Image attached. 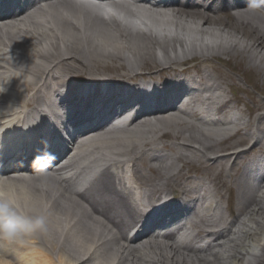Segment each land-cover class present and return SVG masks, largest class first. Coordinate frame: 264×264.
<instances>
[{
	"label": "bare ground",
	"instance_id": "bare-ground-1",
	"mask_svg": "<svg viewBox=\"0 0 264 264\" xmlns=\"http://www.w3.org/2000/svg\"><path fill=\"white\" fill-rule=\"evenodd\" d=\"M182 1L170 14L151 9L152 19L148 22L139 14L134 19L135 10H128L127 7L130 3H116V8L127 15L126 18L113 16L115 35L110 29L105 30L102 23L99 24L100 8L98 10L94 6L97 10L94 14H82V10H76L69 0L52 1L51 10L40 6L38 19L31 15L13 19L14 24L19 26L17 28L11 25L0 28V53L4 48L11 49L13 54L22 49L25 51V56L20 59L10 57L9 53H5L8 56H0V105L9 108L0 107V123L5 116L15 114L12 125L20 123L28 107L34 104L25 94L30 90L38 100L59 93L62 99L69 95L73 99L61 103H68L69 106L83 94L85 98L90 92L97 95L103 93L100 88L87 93L77 91L82 86L73 87V81L80 76L89 77V87H94L99 81L108 84V91H113L111 85L119 79L136 82L147 67H154L161 68L148 77L155 84L163 81L164 87H170L173 82L177 84L175 88H188L192 92L183 105L184 110L170 105L166 114L160 113L153 120L144 118L140 121L137 118L126 130L98 131L90 147L81 140H75L72 149L62 154V165L50 176L40 175L33 180L5 177L7 181L0 187V194L10 200L21 201L23 205L15 203L21 212L30 207L35 213L40 210L39 213L46 214L49 230L36 240L47 248L40 254H25L29 249L22 244L0 240V264H41L43 261L46 264H256L255 260L257 264H264L258 256L264 246V194H260L264 192V182L250 191L253 182L249 178L259 172L258 159L261 156L253 157L252 167L240 171L238 166L244 153L220 155L223 153L220 146L224 143L216 140L218 131L215 124L221 122L219 126H228V131L234 128L231 127L233 124L242 125L240 129L235 128L237 132L228 138L229 141L244 129L248 130L239 141L230 145L229 150L254 137L256 131L251 132L249 122L234 123V101L221 92L215 99L200 95L201 91L217 92L223 87L218 83L220 79L215 75L216 68L211 62L225 60L226 56L243 57L250 69L261 71L264 85V14L251 9L258 4V0L234 2L232 21L229 17L219 16L227 10L225 4L211 9L220 0ZM245 1L248 3L243 4ZM208 4L211 6L207 9ZM140 9L143 8L138 5V13H141ZM162 19L165 21L161 22ZM183 30L190 34L186 36ZM44 43L51 49L57 48L60 66H57L59 62H44L40 66V63L27 60V55L34 58L44 54L40 50H46L42 47ZM28 45L38 53L28 51ZM62 46L64 50H61ZM194 61L196 63L192 68L183 70L184 64ZM21 62L29 67L18 65ZM13 67H22L26 71L8 70ZM33 72L39 77L34 78ZM165 72H168L166 76ZM11 76H14L13 80H19L18 93L11 94L7 85ZM183 77L186 78L181 79ZM62 89L66 91L62 92ZM17 96L20 97L18 108L15 102L11 103ZM258 109H264V105ZM263 121L264 117L260 120L261 131H264ZM3 128H0V135ZM165 138L170 142H163ZM157 143L173 154L162 156L156 153ZM190 147L199 152L198 161L196 152L187 149ZM251 149V153L262 151L264 140ZM231 160L235 165L232 174L228 169ZM210 161L213 163L209 165ZM198 162L209 173L207 179L214 183L213 191L204 183V176L195 180L188 178L187 167H198L195 165ZM103 163L108 168L99 177L97 197L104 206L96 203L93 213L81 212V207L73 199L72 186L81 182V177L91 170L92 165ZM236 172L241 173V177L237 184L232 183L230 189L236 196L233 204L237 207L230 210V199L227 208L220 201V192L224 190L229 194L230 190L222 177L232 180ZM182 179H186V184H182ZM178 185L182 188L180 196L190 198L194 206L190 220L194 232L181 239L173 233L160 237L148 232L146 236L129 243L127 236L120 235L123 231L114 234L109 225L99 219L110 218L118 227L121 226V219L126 217L133 223L137 219L139 224L148 215L153 203L168 197V191L175 193ZM212 193L220 199L209 203ZM47 205L50 209L48 213H43L42 208ZM225 209L233 216L231 220L224 214ZM28 215L35 214L28 212ZM223 226V230L212 232ZM178 228L182 230L184 226ZM22 237L35 239L28 233L22 234ZM206 239L208 242L201 249L195 247Z\"/></svg>",
	"mask_w": 264,
	"mask_h": 264
},
{
	"label": "rangeland",
	"instance_id": "rangeland-1",
	"mask_svg": "<svg viewBox=\"0 0 264 264\" xmlns=\"http://www.w3.org/2000/svg\"><path fill=\"white\" fill-rule=\"evenodd\" d=\"M98 18H99L98 19L99 24H101L102 23V17L100 16ZM228 19L232 21V18H228ZM169 27H171V26H169ZM169 27H165V28H169ZM176 28H177V26H176ZM166 30H168V29H166ZM176 30L179 31L178 29H175V31ZM184 30H185V28H184ZM184 30H183V33H185L186 36H188L190 33H187V31L184 32ZM197 35L199 36V34H197ZM199 37H202V36H199ZM162 60H163V58H162ZM211 64H213L214 67L216 68L215 75H217V77L220 79L218 81V83H221L223 87L220 89V91L218 90L217 92H211L210 91L207 94V96L215 99L216 95L221 92L224 96L227 97V99L229 98L230 100H232V102L234 101L233 106H232L233 107L234 123H240L242 121V123L246 124L247 122H249L248 126H250V128H254L253 125L256 122V120H258L260 122L261 119H259V118L264 117V109H261V110L258 109L259 106H261L262 104L264 105V85L262 84V79H261L262 73H261V71H256V70L250 69L247 66V63L245 62L243 57H241V56L237 57V58H230V57L226 56L225 60L215 59V61H212ZM135 66L137 67L138 65L135 64ZM121 71L122 70H120V72ZM263 123H264V121H263ZM219 124H221V122H219ZM259 125H260V123H259ZM241 126H242L241 124H233L231 127H234V128L231 129L230 131L224 130L222 126L215 128L218 131V133L216 135V140H220L221 142L224 143V145H222L223 149L228 150L229 145L231 143H234V142L240 140L242 135L246 132L245 130H243L241 132V134H239L238 136L232 138V141H230V143H227L229 141L228 138L237 132V131H235V128L240 129ZM224 127H228V126H224ZM258 130H259V128H258ZM227 132L230 133L229 136L226 135ZM259 133L264 135V131L260 130ZM242 143L248 146L251 143V140H247L246 143H244V141H243ZM239 149L240 148H238L236 150L240 151ZM229 153H230V151H227V152L222 153V154L227 155ZM229 169H231V167ZM201 171H203V170H201ZM203 174H205V173H203ZM193 177H196V176L193 175ZM226 183L228 186H229V184H231L230 181H226ZM228 193H229V195H231L230 196V204H231L230 210H232V208L234 207V204H233L234 195H233L232 191H228ZM260 194L263 196L264 192H260ZM227 197L222 200L225 207L228 206ZM215 200H216V197L211 198L210 202L215 201ZM225 213L228 214L227 211ZM31 235H33L35 237V239H22L20 237L16 239L17 241H21L22 243H24V245H28V246L33 247V250L25 251V254H30V252H35V251H37L38 254H40L41 252H45L47 250L46 246L43 245L42 243L38 244L36 241V238H38V236L35 233H32ZM263 249H264V246L262 247V251L259 252V254H258V256L260 257L259 260L260 259L264 260V250ZM255 261L257 264V260H255ZM41 264H46V261H43V263H41Z\"/></svg>",
	"mask_w": 264,
	"mask_h": 264
},
{
	"label": "clouds",
	"instance_id": "clouds-1",
	"mask_svg": "<svg viewBox=\"0 0 264 264\" xmlns=\"http://www.w3.org/2000/svg\"><path fill=\"white\" fill-rule=\"evenodd\" d=\"M48 230L49 225L45 216L22 214L14 200L0 199V240L15 241L24 233Z\"/></svg>",
	"mask_w": 264,
	"mask_h": 264
}]
</instances>
